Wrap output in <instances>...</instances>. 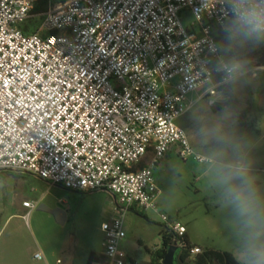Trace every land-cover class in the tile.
<instances>
[{
	"label": "built area",
	"instance_id": "built-area-1",
	"mask_svg": "<svg viewBox=\"0 0 264 264\" xmlns=\"http://www.w3.org/2000/svg\"><path fill=\"white\" fill-rule=\"evenodd\" d=\"M37 1L0 0V171L113 195L108 264H135L120 256L133 208L159 214L183 249L186 228L160 212L154 168L172 151L206 163L177 121L203 87L211 107L230 100L214 70L225 0H68L27 32Z\"/></svg>",
	"mask_w": 264,
	"mask_h": 264
},
{
	"label": "rangeland",
	"instance_id": "rangeland-1",
	"mask_svg": "<svg viewBox=\"0 0 264 264\" xmlns=\"http://www.w3.org/2000/svg\"><path fill=\"white\" fill-rule=\"evenodd\" d=\"M43 22V14L34 15L20 28L35 32ZM182 22L191 27L188 11L183 12ZM215 32L219 43L224 34ZM246 55L251 59L248 83L238 97L225 104H235L230 107L235 127L253 141L254 169L264 189V47ZM207 89L189 95L193 108L177 121L187 132L195 154L205 158L207 144L200 136L201 123L219 115L225 106L211 107L207 100L199 101ZM243 112H247L245 127L239 124ZM154 176L160 212L184 224L193 245L230 253L239 261L233 218L211 182L207 164L195 157L183 160L172 151L154 168ZM25 202L35 207L28 209ZM58 209L66 214L63 224L48 211ZM116 209L114 196L106 191H72L36 176L0 173V264H87L92 252L104 255L102 225L119 216ZM137 211L124 213L126 236L120 256L135 264H152L147 250L162 246L161 233L167 225L153 211ZM37 253L44 260H36Z\"/></svg>",
	"mask_w": 264,
	"mask_h": 264
},
{
	"label": "clouds",
	"instance_id": "clouds-1",
	"mask_svg": "<svg viewBox=\"0 0 264 264\" xmlns=\"http://www.w3.org/2000/svg\"><path fill=\"white\" fill-rule=\"evenodd\" d=\"M225 3L229 16L214 70L223 84V98L232 99L248 83L251 59L246 53L264 47V0ZM199 132L207 144L211 182L233 218L239 264H264V189L254 169L253 141L237 130L227 104L219 115L203 121Z\"/></svg>",
	"mask_w": 264,
	"mask_h": 264
},
{
	"label": "trees",
	"instance_id": "trees-1",
	"mask_svg": "<svg viewBox=\"0 0 264 264\" xmlns=\"http://www.w3.org/2000/svg\"><path fill=\"white\" fill-rule=\"evenodd\" d=\"M68 0H38L34 10L33 15H42L47 13L50 9L55 8L59 5L64 4ZM25 31H32L30 29H25ZM219 33H223L222 30ZM235 104H232L230 107H234ZM247 112L239 118V124L245 127V119ZM1 174H16V175H32L30 173L17 172V171H0ZM34 176V175H32ZM39 179V178H38ZM41 180V179H40ZM91 193V192H90ZM132 211L138 212L137 208H133ZM162 235V246L155 250H147L148 253L152 256V264H164L165 257L169 251V248L174 244L175 236L174 233L169 231L166 226L161 233ZM183 243V249L179 250L177 254V264H239V261L230 253L215 251L212 249H201L193 245L190 241L188 234L181 239ZM195 248H199L201 253L193 255L192 251ZM109 260L105 255L92 252L89 256L87 264H108Z\"/></svg>",
	"mask_w": 264,
	"mask_h": 264
},
{
	"label": "water",
	"instance_id": "water-1",
	"mask_svg": "<svg viewBox=\"0 0 264 264\" xmlns=\"http://www.w3.org/2000/svg\"><path fill=\"white\" fill-rule=\"evenodd\" d=\"M42 209H47L44 206H42ZM49 212H51L57 219V221L60 224H63L65 222V212H63L62 210H48ZM179 252V247L176 245V243L174 245H172L169 248V251L165 257L164 260V264H177V254Z\"/></svg>",
	"mask_w": 264,
	"mask_h": 264
},
{
	"label": "crops",
	"instance_id": "crops-1",
	"mask_svg": "<svg viewBox=\"0 0 264 264\" xmlns=\"http://www.w3.org/2000/svg\"><path fill=\"white\" fill-rule=\"evenodd\" d=\"M170 153H171V152H170ZM164 160H165V159H164ZM164 160H163V161H164ZM131 211H132V210H131Z\"/></svg>",
	"mask_w": 264,
	"mask_h": 264
}]
</instances>
